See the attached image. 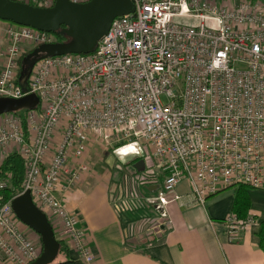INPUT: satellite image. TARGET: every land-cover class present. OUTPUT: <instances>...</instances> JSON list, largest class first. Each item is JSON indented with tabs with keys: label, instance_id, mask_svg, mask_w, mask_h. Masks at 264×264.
Returning a JSON list of instances; mask_svg holds the SVG:
<instances>
[{
	"label": "built area",
	"instance_id": "built-area-1",
	"mask_svg": "<svg viewBox=\"0 0 264 264\" xmlns=\"http://www.w3.org/2000/svg\"><path fill=\"white\" fill-rule=\"evenodd\" d=\"M132 1L134 12L116 17L93 52L40 60L25 86L22 58L56 43L55 34L0 22V97L39 99L35 109L0 115V163L22 159L18 195L30 192L55 238L83 264L93 261L87 236L59 195L91 173L93 144H136L132 160H120L128 169L117 165L118 192L109 198L134 238L163 234L167 195L181 181L199 205L238 185L264 191V0ZM19 2L49 8L55 0ZM139 160L142 172L133 167ZM8 183L0 179V258L30 264L41 244L13 213L15 196L3 200ZM137 210L144 215L131 219ZM253 222L227 216L228 240Z\"/></svg>",
	"mask_w": 264,
	"mask_h": 264
},
{
	"label": "crops",
	"instance_id": "crops-1",
	"mask_svg": "<svg viewBox=\"0 0 264 264\" xmlns=\"http://www.w3.org/2000/svg\"><path fill=\"white\" fill-rule=\"evenodd\" d=\"M2 28L0 23V37ZM121 158L130 161L133 156L122 154L117 161ZM105 163L112 167L113 161L108 159ZM90 171L59 197L78 216V225L83 228L93 254L91 264H264L258 238L264 220V191L246 187L250 205L245 216H253L254 222L237 242L228 240L224 226V220L233 214L237 188H226L199 205L194 203L185 181L167 195L169 202L165 210L169 226L163 234L157 239L141 235L134 238L109 200L113 189L118 192L121 172L115 168ZM143 215V211L137 210L129 216L137 219ZM22 229L32 241L41 244L36 233L25 225ZM70 254L76 258L71 251ZM0 264L8 263L0 258Z\"/></svg>",
	"mask_w": 264,
	"mask_h": 264
},
{
	"label": "water",
	"instance_id": "water-1",
	"mask_svg": "<svg viewBox=\"0 0 264 264\" xmlns=\"http://www.w3.org/2000/svg\"><path fill=\"white\" fill-rule=\"evenodd\" d=\"M133 12L132 0H89L79 4L55 0L49 8L15 0H0V21L66 38L64 42L40 45L26 54L21 60L19 82L25 86L32 67L42 59L93 52L112 21ZM38 105L39 99L35 94L19 99L0 97V115L35 109ZM133 167L137 172H142L144 163L139 160ZM11 207L16 218L40 238L41 253L30 264H53L59 255L60 242L55 238L46 216L33 203L30 192L15 196Z\"/></svg>",
	"mask_w": 264,
	"mask_h": 264
},
{
	"label": "trees",
	"instance_id": "trees-1",
	"mask_svg": "<svg viewBox=\"0 0 264 264\" xmlns=\"http://www.w3.org/2000/svg\"><path fill=\"white\" fill-rule=\"evenodd\" d=\"M31 5V4H30ZM57 42H64L65 37L55 34ZM24 164L22 159L16 154H12L4 159L0 163V179H8V188L1 193L3 200L7 201L14 196L18 195L22 191V183L24 180ZM237 188L235 201L233 204L232 213L241 220L247 218V213L250 205L249 198L246 194V187L243 185L235 186ZM124 223L126 224L127 219L124 217ZM259 248L264 254V220L260 223V230L258 233ZM60 251L58 260L53 264H83L80 260L74 258L67 246L60 241Z\"/></svg>",
	"mask_w": 264,
	"mask_h": 264
},
{
	"label": "rangeland",
	"instance_id": "rangeland-1",
	"mask_svg": "<svg viewBox=\"0 0 264 264\" xmlns=\"http://www.w3.org/2000/svg\"><path fill=\"white\" fill-rule=\"evenodd\" d=\"M222 1V0H217ZM227 3H236L238 0H226ZM225 1V2H226ZM0 22H4V21H0ZM190 23H196L195 20H190ZM162 100H164L162 98ZM21 113L24 112V110H20ZM118 133H115L114 136H117ZM132 145L135 147L136 144L133 142H129L128 140H125L119 144H115L111 147H107L104 145H98V144H93V146L91 147L90 151L88 152V154L86 155V162L89 165V168L91 170H114L117 169V165L120 164L121 166H123V169H128L129 165L128 164H121L119 161H117V158L120 157V155L122 154H128L130 152H123V151H118V150H122L126 147H129ZM109 159V162H112V167H108V164L105 163L107 160ZM114 159V160H113ZM134 165V164H133ZM120 166V167H121ZM95 174V173H94Z\"/></svg>",
	"mask_w": 264,
	"mask_h": 264
},
{
	"label": "clouds",
	"instance_id": "clouds-1",
	"mask_svg": "<svg viewBox=\"0 0 264 264\" xmlns=\"http://www.w3.org/2000/svg\"><path fill=\"white\" fill-rule=\"evenodd\" d=\"M118 151H123V152H137V149L134 147V146H129V147H126L122 150H118Z\"/></svg>",
	"mask_w": 264,
	"mask_h": 264
}]
</instances>
